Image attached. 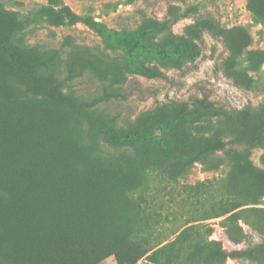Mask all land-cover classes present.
Returning a JSON list of instances; mask_svg holds the SVG:
<instances>
[{
    "label": "rangeland",
    "instance_id": "obj_1",
    "mask_svg": "<svg viewBox=\"0 0 264 264\" xmlns=\"http://www.w3.org/2000/svg\"><path fill=\"white\" fill-rule=\"evenodd\" d=\"M253 1L0 0V41L23 68L42 77L35 85L0 48V125L25 127L28 147L20 158L56 182L48 191L62 194L59 204L79 202L80 190L61 181L72 168L79 169L76 181L91 182V187L98 176L124 184L120 192L101 188L115 213L112 230L122 237L130 228L143 249L162 248L158 264H211L191 256L207 243L221 254L214 264H264V233L249 224L257 221L264 229V178L259 173L264 172V3ZM188 6L195 13L183 17ZM169 14L177 18L173 33L191 34L198 45L193 63L179 58L178 66L175 58L137 52L133 65L129 54L111 41L113 33L130 40L141 37L147 19L162 21ZM197 24L202 42L191 33L199 34ZM161 37L146 36L143 42L161 50L166 47ZM232 53L234 61L228 64ZM137 66L166 78L147 77ZM53 87L68 94L70 105L53 96ZM196 97L208 98L213 113L187 117L168 108L191 106ZM165 106L163 114L158 111ZM139 116L145 128L168 121L163 135L178 152L206 142L220 148L198 156L185 178L171 182L163 173L183 168L182 162L166 158L156 143L115 146L92 121L125 132L139 123ZM128 171H135L130 183H140L133 193L121 192L127 189ZM197 183L210 187L200 200L184 189ZM229 200L243 205L233 227H225L226 216L200 220L202 213ZM193 225L197 229L189 232L190 241L174 244L179 232ZM100 264L119 262L113 254ZM137 264L155 263L144 257Z\"/></svg>",
    "mask_w": 264,
    "mask_h": 264
},
{
    "label": "trees",
    "instance_id": "obj_2",
    "mask_svg": "<svg viewBox=\"0 0 264 264\" xmlns=\"http://www.w3.org/2000/svg\"><path fill=\"white\" fill-rule=\"evenodd\" d=\"M259 1L264 3V0ZM253 2L258 3L255 0ZM173 8L170 7V10ZM191 13H195V8L188 6L182 16L188 17ZM173 14H169L170 17L162 21L147 19L148 26L147 28L142 27V29H146V32L141 37L130 40L126 36L113 33L111 41L129 54L133 65L137 52L158 55L162 59L175 58L178 66L181 65L179 63L181 58H186L193 63L200 53L198 45L190 38L191 34L187 37L176 36L173 33V26L177 22V18ZM195 20L196 23H200L201 18L197 17ZM94 26L97 24L94 23ZM196 26L199 28L200 35L197 31L195 34L194 31H191L192 36H197L199 42H202L203 32L200 29V24ZM8 31L11 35L12 30L9 29ZM9 35L5 41H8ZM160 35L162 36L160 39L166 45L161 50L156 49L157 45H152L153 43L143 42L146 36L156 37ZM0 48L9 54L15 67L29 75L32 82L38 85L41 76L36 74L33 69L30 71L23 68L14 56L6 50L3 41H0ZM230 61H234L233 53L227 57L226 63L229 64ZM137 68L140 73L147 77L166 78L160 71L143 66H137ZM53 89L52 94L57 96L58 101L70 105L66 99L67 93L63 94L56 87ZM116 90L118 95L123 96L119 89ZM104 99H107V96ZM169 107L178 108L187 117H199L207 112L213 113L214 108L212 102L205 97L194 98L191 106L179 103L169 105ZM72 108L85 115L81 106L73 105ZM166 108L167 106L162 107L158 111L161 110L163 114ZM219 113L223 114L224 112L220 111ZM85 116L87 117V115ZM140 120L141 116L137 119L139 123L130 125L125 132H119L106 124H100L95 119L92 121L98 125L100 132L106 139L115 146L132 147L141 142L156 143L166 158L182 162L187 169L183 170L184 167H177L163 173L171 182L177 181L178 178H185L193 168L198 156L211 152L212 147L220 148V144L210 145L209 142H206L201 146L203 147L202 150L199 149L201 147L195 149L182 148L178 152L168 146L163 135L168 130V121L165 120L154 128H145ZM24 128L21 125L8 122L0 125V264H100L113 254L116 255L119 264H137L144 257L152 263L158 264V252L162 248L155 250V246H148L143 249L142 240L136 238L130 228H125L122 231V237L117 236L115 230H112V217L115 213H113L110 198L107 199L101 193V188L107 189L108 192L110 190L120 192L124 184L122 186L116 185L111 180L98 176L99 180L96 179L95 184L91 187L90 185L93 184L91 182L88 184L82 180L76 181L75 176L79 175V169L72 168L63 176L61 181L71 188L80 190L79 202L75 204L64 201L59 204V198L62 194L57 191L52 193L48 191L49 184L56 182L49 180L47 175L34 167L27 166L20 158L23 150L28 147V132ZM259 173L264 178V172L259 171ZM134 174L135 171L127 172V189L121 192L133 193L140 190L139 182V185L130 183ZM184 189L185 194L197 200H200L210 191V187L206 183L186 184ZM242 206L235 200L224 201L202 213L200 220L207 221L226 216L225 227L228 230L235 225L238 212ZM249 224L254 230L264 233V229L260 227L257 221H251ZM202 228L209 230L207 226ZM195 229H197L195 225L184 228L179 232L174 244L189 242L191 235L189 232ZM210 245L211 243H207L194 248L191 254L192 258L202 259L211 264L219 262L221 254L210 248ZM149 253L151 254L148 255Z\"/></svg>",
    "mask_w": 264,
    "mask_h": 264
}]
</instances>
